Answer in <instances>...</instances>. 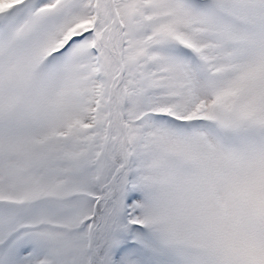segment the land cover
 I'll list each match as a JSON object with an SVG mask.
<instances>
[{
  "label": "snow or ice",
  "instance_id": "1",
  "mask_svg": "<svg viewBox=\"0 0 264 264\" xmlns=\"http://www.w3.org/2000/svg\"><path fill=\"white\" fill-rule=\"evenodd\" d=\"M0 264H264V0H0Z\"/></svg>",
  "mask_w": 264,
  "mask_h": 264
}]
</instances>
